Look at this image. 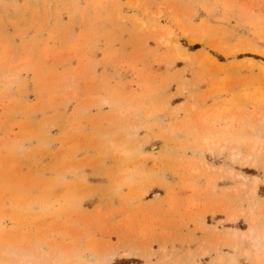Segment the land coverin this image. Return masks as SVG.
<instances>
[{"label":"rangeland","instance_id":"rangeland-1","mask_svg":"<svg viewBox=\"0 0 264 264\" xmlns=\"http://www.w3.org/2000/svg\"><path fill=\"white\" fill-rule=\"evenodd\" d=\"M242 166L264 172V0H0V264L253 263L237 228L166 249L207 212L264 227Z\"/></svg>","mask_w":264,"mask_h":264},{"label":"crops","instance_id":"crops-1","mask_svg":"<svg viewBox=\"0 0 264 264\" xmlns=\"http://www.w3.org/2000/svg\"><path fill=\"white\" fill-rule=\"evenodd\" d=\"M212 162L216 165L223 164L228 165L225 161H227V157L225 153H221L218 155H214L212 158ZM231 167V166H230ZM236 171H239L245 176L251 177L256 176L254 178L259 179V183L256 185V194L257 198L262 199L264 201V183L262 180L264 179V172H260L258 169L249 166H242L240 168L233 167ZM253 178V179H254ZM236 185V180L224 178L216 182V190L214 193L217 192V189L221 190L224 188H230ZM160 196L161 194L158 193ZM242 207H246V204H242ZM225 215L222 212H214L209 213L207 212L203 216L202 222H198L196 224L191 222H185L184 220H180L178 222L179 226L176 227L175 225H171L168 230H165L166 233H169L168 240L170 244H167L166 249H169V245L172 246L174 250L177 252H184L186 250H190L196 252L200 243L202 241L211 242L212 241V229H206L207 227H215L217 230L221 228H237L239 231H244L247 229V223L244 218L239 217L234 223H227L223 222L222 224H217L218 221L224 220ZM209 253L203 257H197L196 261L198 264H210L212 257H214V253L211 251L210 247L206 245ZM225 253L232 252L228 246H223L221 249ZM238 264H253L247 262L244 258L238 259Z\"/></svg>","mask_w":264,"mask_h":264},{"label":"bare ground","instance_id":"bare-ground-1","mask_svg":"<svg viewBox=\"0 0 264 264\" xmlns=\"http://www.w3.org/2000/svg\"><path fill=\"white\" fill-rule=\"evenodd\" d=\"M258 179L254 178L252 185L249 187V194L254 195L256 190ZM249 216L250 226L244 231H234L233 237L235 244L241 240L244 243L243 253L252 259L253 264H264V227L259 230L256 228L257 220L254 217L253 209L247 212ZM217 262L222 264L225 262V258L220 255ZM228 264H238L237 259L233 254H229Z\"/></svg>","mask_w":264,"mask_h":264}]
</instances>
